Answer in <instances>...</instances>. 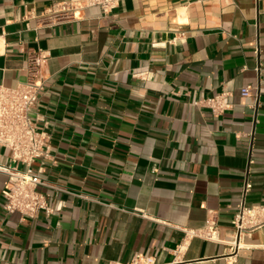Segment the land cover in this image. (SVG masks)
Masks as SVG:
<instances>
[{"label":"crops","instance_id":"crops-1","mask_svg":"<svg viewBox=\"0 0 264 264\" xmlns=\"http://www.w3.org/2000/svg\"><path fill=\"white\" fill-rule=\"evenodd\" d=\"M61 1L0 0V84L42 83L49 156L30 170L53 208L6 212L0 171V264H264V224L231 223L242 199L264 205V0H114L55 21ZM0 164L25 168L1 143ZM211 215L219 241L190 234Z\"/></svg>","mask_w":264,"mask_h":264},{"label":"built area","instance_id":"built-area-1","mask_svg":"<svg viewBox=\"0 0 264 264\" xmlns=\"http://www.w3.org/2000/svg\"><path fill=\"white\" fill-rule=\"evenodd\" d=\"M86 5H99L104 10L114 6V0H87L81 4L80 0H64L57 2L48 9V13L55 21L70 19L75 16L74 11ZM33 58L31 63L37 64ZM35 77V76H34ZM42 83L34 78L18 83L15 87H5L0 84V143L11 150V160L24 165L25 168L0 164V171L7 175V180L1 190L4 199L3 208L6 212H19L22 215L35 217L43 210L46 214L53 211L42 193L37 190L38 185H47L37 174H33L30 165L36 159L49 156V136L47 132L36 126L31 118L35 109L38 93ZM251 87L244 86L240 89L242 96L250 94ZM226 92L204 98V104L213 112H219L227 106ZM195 104H200L195 102ZM248 184L245 185L246 188ZM244 190V192H245ZM56 208H59L57 205ZM234 234L237 238L249 234L255 228L264 224V205L247 207L244 199L237 206L232 218ZM206 240L219 241L218 226L214 216L206 220L201 230L190 232ZM238 247L236 239L231 242L230 248L235 251ZM148 258L136 254L130 264H150ZM120 264V263H116Z\"/></svg>","mask_w":264,"mask_h":264}]
</instances>
